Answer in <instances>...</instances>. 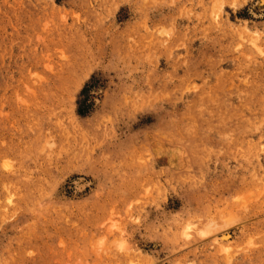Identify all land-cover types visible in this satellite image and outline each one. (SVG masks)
<instances>
[{
    "label": "rangeland",
    "instance_id": "1",
    "mask_svg": "<svg viewBox=\"0 0 264 264\" xmlns=\"http://www.w3.org/2000/svg\"><path fill=\"white\" fill-rule=\"evenodd\" d=\"M261 1L0 0V264H264Z\"/></svg>",
    "mask_w": 264,
    "mask_h": 264
},
{
    "label": "bare ground",
    "instance_id": "2",
    "mask_svg": "<svg viewBox=\"0 0 264 264\" xmlns=\"http://www.w3.org/2000/svg\"><path fill=\"white\" fill-rule=\"evenodd\" d=\"M264 2V0L263 1H261V3H263ZM262 5V4H261ZM260 7V6H259ZM262 9H264V8H262ZM113 209V208H112ZM189 228H191V227H189ZM188 230V229H187ZM229 234V233H228ZM228 234H226V233H224V234H222L221 235V238H220V241L219 242H222V243H224V242H229V235ZM121 243V242H120ZM221 243V244H222ZM118 247L120 248V249H125L126 247H125V244L124 243H121V244H118ZM103 248V247H102ZM102 252V251H101Z\"/></svg>",
    "mask_w": 264,
    "mask_h": 264
}]
</instances>
